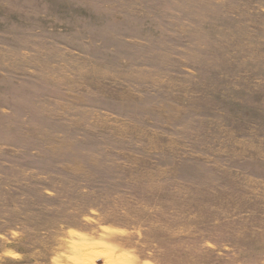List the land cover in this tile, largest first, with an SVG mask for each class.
Returning a JSON list of instances; mask_svg holds the SVG:
<instances>
[{"label": "rangeland", "instance_id": "obj_1", "mask_svg": "<svg viewBox=\"0 0 264 264\" xmlns=\"http://www.w3.org/2000/svg\"><path fill=\"white\" fill-rule=\"evenodd\" d=\"M0 264H264V0H0Z\"/></svg>", "mask_w": 264, "mask_h": 264}]
</instances>
